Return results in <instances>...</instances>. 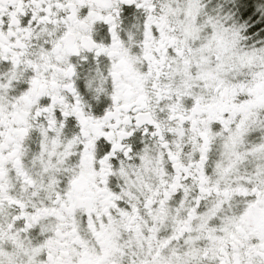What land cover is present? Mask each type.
Instances as JSON below:
<instances>
[{
    "label": "snow or ice",
    "instance_id": "6c2138e0",
    "mask_svg": "<svg viewBox=\"0 0 264 264\" xmlns=\"http://www.w3.org/2000/svg\"><path fill=\"white\" fill-rule=\"evenodd\" d=\"M0 264H264V0H0Z\"/></svg>",
    "mask_w": 264,
    "mask_h": 264
}]
</instances>
